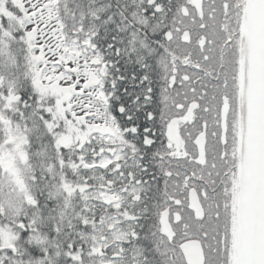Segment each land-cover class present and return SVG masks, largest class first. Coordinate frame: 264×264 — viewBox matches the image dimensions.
Segmentation results:
<instances>
[{
	"label": "snow or ice",
	"instance_id": "6c2138e0",
	"mask_svg": "<svg viewBox=\"0 0 264 264\" xmlns=\"http://www.w3.org/2000/svg\"><path fill=\"white\" fill-rule=\"evenodd\" d=\"M0 264H264V0H0Z\"/></svg>",
	"mask_w": 264,
	"mask_h": 264
}]
</instances>
